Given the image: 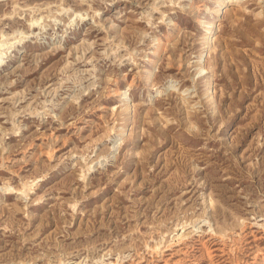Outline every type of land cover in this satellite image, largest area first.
Returning <instances> with one entry per match:
<instances>
[{"label":"rangeland","instance_id":"374dc122","mask_svg":"<svg viewBox=\"0 0 264 264\" xmlns=\"http://www.w3.org/2000/svg\"><path fill=\"white\" fill-rule=\"evenodd\" d=\"M219 1L0 0V264H264V0Z\"/></svg>","mask_w":264,"mask_h":264},{"label":"bare ground","instance_id":"6f19581e","mask_svg":"<svg viewBox=\"0 0 264 264\" xmlns=\"http://www.w3.org/2000/svg\"><path fill=\"white\" fill-rule=\"evenodd\" d=\"M234 0H220L219 1V5L218 7L216 8V14H221L223 12V9L224 7L229 3V2H232ZM214 25L211 24L209 26V28L207 29L209 33H212L214 31ZM210 36V35H209Z\"/></svg>","mask_w":264,"mask_h":264}]
</instances>
